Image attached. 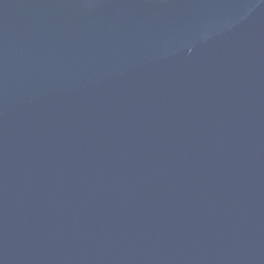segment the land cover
<instances>
[{
	"label": "water",
	"instance_id": "1",
	"mask_svg": "<svg viewBox=\"0 0 264 264\" xmlns=\"http://www.w3.org/2000/svg\"><path fill=\"white\" fill-rule=\"evenodd\" d=\"M0 264H264V0H0Z\"/></svg>",
	"mask_w": 264,
	"mask_h": 264
}]
</instances>
